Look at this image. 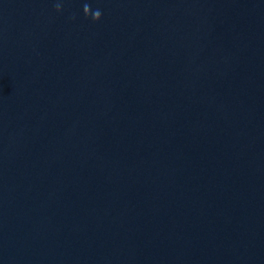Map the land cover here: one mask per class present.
Wrapping results in <instances>:
<instances>
[{"label":"water","instance_id":"95a60500","mask_svg":"<svg viewBox=\"0 0 264 264\" xmlns=\"http://www.w3.org/2000/svg\"><path fill=\"white\" fill-rule=\"evenodd\" d=\"M0 264H264V0H0Z\"/></svg>","mask_w":264,"mask_h":264}]
</instances>
